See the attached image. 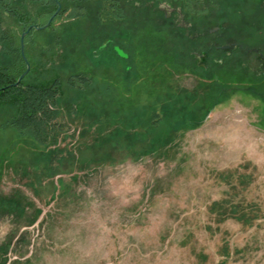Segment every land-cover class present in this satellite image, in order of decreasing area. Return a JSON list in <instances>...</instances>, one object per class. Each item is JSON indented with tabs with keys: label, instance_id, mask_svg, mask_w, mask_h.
<instances>
[{
	"label": "rangeland",
	"instance_id": "obj_1",
	"mask_svg": "<svg viewBox=\"0 0 264 264\" xmlns=\"http://www.w3.org/2000/svg\"><path fill=\"white\" fill-rule=\"evenodd\" d=\"M22 1L28 26L55 10L40 18L44 0ZM148 1L120 0L118 17L90 0L71 18L62 0L24 36L25 80L62 79L47 104L62 126L47 144L0 128V264H264V75L216 72L214 51L210 72L175 56L187 42L135 7ZM254 2L183 6L197 31L224 21L249 41L264 25ZM16 22L0 8L18 38ZM3 44L0 64L25 68ZM78 71L91 77L80 92L65 83ZM14 111L0 107V122Z\"/></svg>",
	"mask_w": 264,
	"mask_h": 264
},
{
	"label": "trees",
	"instance_id": "obj_2",
	"mask_svg": "<svg viewBox=\"0 0 264 264\" xmlns=\"http://www.w3.org/2000/svg\"><path fill=\"white\" fill-rule=\"evenodd\" d=\"M3 1L8 0H0V4ZM45 1V0H44ZM60 3L62 0H58ZM70 5H72L70 8V11L67 13L70 15L71 18H78L83 17L85 14V4L89 2L90 0H65ZM102 2H107L108 6L111 8V10H115L118 17H123L122 15V7L120 6V0H101ZM158 0L154 2L151 6H144L140 2V7L135 6L138 9H141V7H145L151 11L160 13V24L164 27V29L172 31L174 34L180 37V39L187 42V44L182 45L180 48L177 49V55L175 56H181L180 58H184L185 60H189L194 68L201 69L204 72L205 71H211V65L207 61V65L198 64L197 60V54L202 52L203 50L207 49V45L204 44V46L201 47L199 43L193 42L195 38L189 37L183 33L180 29L171 28L169 21H167L163 13L157 9L153 10L152 7H156V3ZM51 3L56 8V3L54 0H51ZM120 6V7H119ZM117 9V10H116ZM12 15H14L17 19H22V14L20 16V13L18 10H10ZM52 10L50 14L53 12ZM67 11L64 9L62 12ZM59 13V12H58ZM49 14V16H50ZM97 16V15H96ZM13 32L10 29H2L0 27V41L9 43L7 47L3 44L4 49L7 51V53L12 55H18L20 56L21 60L22 56L20 54V48L19 44L17 45V48H15V40L18 42V38L15 37V34L11 33ZM257 32V31H256ZM255 32V33H256ZM200 38H206L200 37ZM199 39V38H196ZM164 43L162 44L163 47ZM16 49V52L14 53L13 50ZM216 52V51H215ZM166 53V51L164 52ZM218 53L217 55L212 56L215 57L216 60L214 61L213 70L218 71L221 70V72L225 71H231V73L225 72L231 74L233 72L239 73L241 70L246 69V61L247 57L244 53L242 54H234L226 56L223 53ZM209 58V57H208ZM210 59V58H209ZM208 59V60H209ZM231 59L232 61L229 62ZM24 63V61H23ZM232 64V65H231ZM11 68V69H10ZM16 70L13 71L12 70ZM24 68L21 70H17L14 65H2L0 64V107L5 105L13 106L15 111L11 113L8 117H6L3 121L0 122V128H4L5 126H9L16 130V132L24 137H29L34 142H37L39 144H47L50 141V137L53 135L54 132L58 131L59 128H61L62 124L58 120V108L50 109L48 108L47 104L48 102L53 104L55 107L58 102V96L60 95L61 86H62V79L58 74L52 75L51 79L47 83H41L37 80L29 81L27 82L25 80L27 73L21 81L16 86H9L5 88H1L8 83L14 82L18 75L23 71ZM223 70V71H222ZM16 72V73H14ZM228 76V75H227ZM228 76V77H229ZM65 83L70 88H76L77 92H80V89L85 85L91 84V77L86 75L85 73L78 71L71 73L66 76ZM216 88H219V92L222 89L223 83L220 78H217L212 83ZM218 101L217 97L214 99L213 103H216ZM156 119H153L155 121ZM51 133V134H50Z\"/></svg>",
	"mask_w": 264,
	"mask_h": 264
},
{
	"label": "flooded vegetation",
	"instance_id": "obj_3",
	"mask_svg": "<svg viewBox=\"0 0 264 264\" xmlns=\"http://www.w3.org/2000/svg\"><path fill=\"white\" fill-rule=\"evenodd\" d=\"M30 1L35 2V0H30ZM155 1L156 0H149L147 3L144 4V6H151L154 4ZM255 4H256L255 8L258 12L264 10V0H260L259 3H255ZM135 5L140 7V4L137 2H135ZM183 5H184L183 0H158L156 3V7H152V9L153 10L157 9L161 11L163 13L164 18L167 21H169L171 28L176 27L177 29L183 31V33L189 37L195 39L199 38L198 40L196 39L197 41L201 40L200 37L206 36V38H202V39L203 40L205 39L204 41L207 45V49L197 54L198 64L207 65L208 57L210 53L213 51L223 53L226 56L233 55V53L234 54L244 53L247 58L254 59L255 62L254 66L249 64L248 62L245 63L248 66V68L259 77L264 75V28H263L264 25L263 27H261L260 24L259 25L257 24V30H256L257 32L254 33L253 35L249 34L250 31H246V29H243L241 33L249 34L250 37H247L249 41H247V39H244L242 37L229 36L227 34L228 24H226V22L224 21L210 24L207 28L205 27L202 31H197V28L195 27L194 23L188 19V16L184 11ZM24 7L25 4L23 3L22 0H8L6 2L3 1L0 4V8L4 9V12L7 16L8 14L12 15L10 10L22 9V11H24L23 10ZM37 12L38 11L36 10L35 13L32 12L29 14H33V13L36 14ZM16 23L19 24L22 30L26 29L28 27V24H30L27 23L25 20H23V17L22 19H17ZM234 29H237V31L241 30V28L240 29L235 27L231 28V30ZM229 33L231 34V32ZM196 43H200V42H196ZM224 45H226L227 48H224L223 47ZM204 51L206 52V55L204 57L205 62L202 63L201 55ZM259 53H261L263 57L258 58ZM212 59L216 60L215 57H213Z\"/></svg>",
	"mask_w": 264,
	"mask_h": 264
},
{
	"label": "water",
	"instance_id": "obj_4",
	"mask_svg": "<svg viewBox=\"0 0 264 264\" xmlns=\"http://www.w3.org/2000/svg\"><path fill=\"white\" fill-rule=\"evenodd\" d=\"M56 3V8L55 10L50 14V16L48 17V19L46 20L45 23L41 24V25H37V24H32L29 25L26 29L22 30V32L20 33V37H19V42H20V54L22 56V59L25 63V68L24 70L18 75V77L16 78V80L14 82L8 83L7 85L1 87V88H5V87H9V86H16L21 79L27 74V72L30 69V64L24 54V36L29 32V30L31 28H36V29H42L45 28L49 25V23L52 21V19L55 17V15L58 13L59 9H60V2L58 0H54ZM224 48H227L226 45L223 46ZM205 55L206 52L204 51L201 55V62L204 63L205 62ZM263 57L261 53L258 54V58Z\"/></svg>",
	"mask_w": 264,
	"mask_h": 264
},
{
	"label": "crops",
	"instance_id": "obj_5",
	"mask_svg": "<svg viewBox=\"0 0 264 264\" xmlns=\"http://www.w3.org/2000/svg\"><path fill=\"white\" fill-rule=\"evenodd\" d=\"M50 4L52 5V3H51V0H45L44 1V4H42L43 5V7H41V11L40 10H38V12L36 13L40 18H42V17H46L49 13V7H50ZM1 11L3 12V14L4 15H6L5 14V12H4V9H1ZM35 14V15H36ZM35 24H36V22H35ZM37 25H39V24H37Z\"/></svg>",
	"mask_w": 264,
	"mask_h": 264
}]
</instances>
